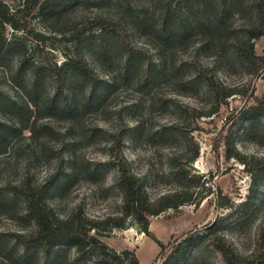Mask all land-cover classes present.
<instances>
[{
    "label": "rangeland",
    "instance_id": "1",
    "mask_svg": "<svg viewBox=\"0 0 264 264\" xmlns=\"http://www.w3.org/2000/svg\"><path fill=\"white\" fill-rule=\"evenodd\" d=\"M1 1L26 29L5 25L2 30V39L15 44L0 55V204L9 197L6 189L23 176L39 181L59 166L63 155L73 152L80 174L64 193L49 192L56 209L64 213L73 202L82 201L90 217L115 214L119 193L106 163L108 140L122 131L124 153L132 170L145 176L150 198L180 188L170 174V164L188 140L198 147V156L184 170L200 178L194 198H202L196 205L184 203L151 216L149 231L166 243L200 229L232 209L218 205L222 198L233 205L245 200L255 179V201L243 218L222 229L240 251L248 252L254 229L264 225V173L253 161L225 159L220 134L230 123L241 121L234 148L247 160L251 156L264 160V119L248 109L253 98L245 95L246 71L236 54L237 48H249L251 42L247 28L255 20L252 0H66L68 5L55 20L37 14L36 2L42 0ZM97 16L119 17L128 33L121 39L100 40ZM212 17L218 18L221 29L213 35L206 26ZM252 43L254 51L264 56V35ZM75 53L87 60L99 82L92 90L86 80L72 75L70 87L78 105L68 120L67 112L56 108L50 113L44 105L56 87L45 66L61 65ZM198 63L239 91L217 112L201 119L184 113L186 107L206 104L198 82L192 80ZM30 76L36 80L33 85ZM263 89L264 69L254 80V95L261 96ZM25 91L32 92L36 102L35 106L28 103V109L20 102ZM67 97L64 86L54 97L57 106ZM6 100H14L16 108L5 105ZM16 112H21V123H6L5 119L18 118ZM176 122L181 126L174 133ZM34 123L36 131L31 134ZM86 128L93 134L87 135ZM6 130L11 132L2 138ZM70 137H76L75 142L67 143ZM93 169L94 175L87 177L85 170ZM12 199L11 209L0 206V264H50L42 249L33 244L25 247L16 239L15 234L30 223L20 214L22 197ZM127 223L125 228L99 234L100 240L116 251L133 249L141 264H152L157 244L132 218ZM64 256L69 258L71 250L65 249Z\"/></svg>",
    "mask_w": 264,
    "mask_h": 264
},
{
    "label": "trees",
    "instance_id": "2",
    "mask_svg": "<svg viewBox=\"0 0 264 264\" xmlns=\"http://www.w3.org/2000/svg\"><path fill=\"white\" fill-rule=\"evenodd\" d=\"M68 2L66 0L37 1V14L55 20L61 14V11L66 8ZM252 4L255 9V20L247 28V40L251 42L249 48H237L236 54L239 63L246 71V80L243 87H246L248 93H245V95L253 98V103L248 109L253 110L254 113L259 114L264 119V91L261 96L254 95V80L261 75L264 69V56L254 51L252 43L254 39L264 35V0H252ZM217 19L212 17V20H208V18L206 20V26L212 35L221 30ZM96 21H98L99 31L97 35L100 40L105 37L124 38L129 30L128 26L121 24L119 17L97 16ZM5 25L14 30L25 31L26 29L25 26L20 24L17 14L9 11L0 0V55L15 44L14 41L6 42L5 38L2 39V30L5 29ZM173 36L179 35L175 34ZM45 68L56 82L55 91L50 98L47 96L44 101L46 109L50 113L56 108L61 113L67 112L69 114L68 120H72L71 116L78 105V101L70 87L72 75H77L86 80L90 84V89L94 90L99 82L96 72L87 60L78 53L68 56L61 65L53 64L51 66L46 64ZM29 79L31 85L36 81L31 76ZM193 79L198 82L201 93L206 99V104L204 107H186L184 113L187 116L190 114L196 119L211 116L218 111L222 104L226 103L227 98L239 93L237 86L226 84L214 70L199 63ZM111 83H113V80L106 86ZM64 86L68 97L57 106L54 97ZM33 97L32 92H24V98L20 97V102L23 103L24 108L28 109V103L36 105ZM5 105H10L9 107L13 108L15 107V101L6 100ZM16 113H18L17 119H5V122L12 126L21 123L19 118L21 112ZM226 123H229V119L226 120ZM241 123V121L238 124L230 123L225 133L220 134V140L225 145L224 157L225 159L233 157L243 162V164L253 161L258 165L260 173H264L263 159L251 156V159L247 160L233 146L235 134ZM180 126V123L176 122L173 127L174 133H177ZM68 127L71 129L73 123H69ZM30 130L31 134H35V123L30 127ZM10 132L11 130L4 131L2 138H6ZM85 133L92 135L93 130L86 128ZM75 140L76 137H70L67 143H73ZM108 149L106 163L112 170L111 183L119 193L118 212L102 218L90 217L85 213L82 201L73 202L64 213H60L56 209L49 192L64 193L70 183L80 174V169L77 166L79 163L77 156L73 152H68V154L63 155L64 159L59 163V166L48 172L43 179L30 181L27 176H23L13 186L6 189L9 197L0 206L4 209H11L12 198L21 196L20 214L30 223L29 227L24 228L23 232L15 234L16 239L22 245L27 247L33 244L42 249L46 257L49 258L50 264H141L133 249L125 248L116 251L99 238V234L113 228H125L128 219L132 218L139 224L140 231L150 237L158 246V252L152 264H264L263 224H259L254 229L252 248L248 252L240 251L232 238L222 232L225 225L233 220L243 218L244 212L255 201L258 187L255 179L252 180L247 197L242 202L233 205L226 197L222 198L223 202H218L220 206L226 205L232 208L227 214L208 222L200 229L189 230L163 243L149 231V218L170 208L177 209L184 203L196 205L197 202L195 201L202 198L200 196L194 198L196 193L194 188L200 185V178L194 175L188 176L184 170V165L198 156V147L186 140L183 150L172 156L170 174L178 181L180 188L167 191L155 198H150L148 195L145 176L135 173L130 166L123 150L122 131L120 134H114L108 140ZM183 159H185V163ZM85 172V175L90 177V175H94L95 170H85ZM67 248L71 250L69 258L64 256Z\"/></svg>",
    "mask_w": 264,
    "mask_h": 264
}]
</instances>
